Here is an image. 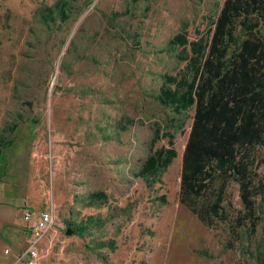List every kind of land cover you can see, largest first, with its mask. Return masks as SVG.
<instances>
[{"label":"rangeland","instance_id":"1","mask_svg":"<svg viewBox=\"0 0 264 264\" xmlns=\"http://www.w3.org/2000/svg\"><path fill=\"white\" fill-rule=\"evenodd\" d=\"M224 2L0 0V264H19L50 209L42 264H264V192L255 228L234 232L235 183L230 221L204 226L180 203L194 108L158 100L175 89L166 77L194 76L170 41L208 39ZM161 149L175 150L172 164L141 176Z\"/></svg>","mask_w":264,"mask_h":264},{"label":"trees","instance_id":"2","mask_svg":"<svg viewBox=\"0 0 264 264\" xmlns=\"http://www.w3.org/2000/svg\"><path fill=\"white\" fill-rule=\"evenodd\" d=\"M170 44L184 48L194 67L190 82L166 77L175 89L162 88L158 97L178 112L194 108L182 157L180 203L204 226L215 227L230 221L223 204L235 183L244 212L235 218L234 232L248 223L255 228L256 198L264 192L258 180L264 149V0H225L208 39L189 42L179 34ZM175 157L174 149H161L141 176H154ZM2 158L0 150V164ZM105 197L92 195L93 200Z\"/></svg>","mask_w":264,"mask_h":264},{"label":"built area","instance_id":"3","mask_svg":"<svg viewBox=\"0 0 264 264\" xmlns=\"http://www.w3.org/2000/svg\"><path fill=\"white\" fill-rule=\"evenodd\" d=\"M30 216V215H29ZM55 224V211L53 209L42 211L34 224L30 227L32 240L28 248L18 257L19 264H42L39 242ZM9 252L7 251V254Z\"/></svg>","mask_w":264,"mask_h":264}]
</instances>
